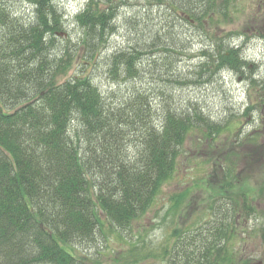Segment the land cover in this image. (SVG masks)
<instances>
[{
    "label": "trees",
    "instance_id": "trees-1",
    "mask_svg": "<svg viewBox=\"0 0 264 264\" xmlns=\"http://www.w3.org/2000/svg\"><path fill=\"white\" fill-rule=\"evenodd\" d=\"M31 1V21L0 3V264H94L73 249L103 232V217L111 225L129 226L173 174L191 130L215 142L229 127L199 109L181 112L169 105L154 122L144 91L110 104L88 73L62 78L72 61L57 40L63 13L53 0ZM155 1L207 35L215 18L230 20L234 0ZM125 2L87 0L74 13L90 58L115 32L118 7ZM213 37L199 52L205 58L200 70L209 77L223 70L243 74L250 63L240 47ZM157 41L150 32L136 48L114 52L112 75L119 69L123 77L138 75L142 55ZM247 77L260 95L245 111L259 109L264 128V80ZM166 80L186 83L178 75ZM132 134L139 136L135 155L122 144ZM260 146L264 149V142ZM209 159L216 167L223 164L218 155ZM226 159L223 175L233 184L234 162ZM226 184L208 208L209 220L173 232L163 250L166 264H252L229 240L243 226L238 217L248 219L257 209L245 192L226 195ZM257 231L264 241V221Z\"/></svg>",
    "mask_w": 264,
    "mask_h": 264
},
{
    "label": "rangeland",
    "instance_id": "rangeland-1",
    "mask_svg": "<svg viewBox=\"0 0 264 264\" xmlns=\"http://www.w3.org/2000/svg\"><path fill=\"white\" fill-rule=\"evenodd\" d=\"M53 1L64 18L57 40L72 56L71 66L62 78L88 73L110 104L135 90L144 91L148 93L150 118L154 122L160 121L164 110L171 107L181 112L199 109L229 127L217 135L215 142L204 141L199 131L191 130L173 174L147 210L127 227L111 225L103 217V232H98L93 242L75 246L73 252L94 264H166L163 250L173 242V232L210 219L208 208L220 195L219 187L228 181L223 175L228 157L234 162L238 178L233 184H226V195L238 197L245 192L257 209L248 219L238 217L243 226L232 234L230 245L238 255L250 256L252 264H264V241L257 231L264 221V149L260 146L264 142V128L259 119L263 114L259 109L245 111L246 105L260 95L259 88H251L247 75L264 80V0H234L228 13L230 20L217 22L215 18L207 24L208 36L155 0H126L118 7L115 32L105 36L91 58L80 42L83 31L73 22L74 13L87 0ZM0 3L24 20L34 18L31 0ZM150 32L161 41H157L159 44L151 53L142 55L137 66L140 73L123 77L119 69L114 77L110 72L113 53L136 48ZM209 36L240 47V55L250 63L243 74L223 70L209 77L200 70L199 64L205 58L201 59L199 52L213 43ZM163 45L170 52L164 51ZM176 75L186 83L166 80ZM138 137L132 134L123 140V147L131 155L137 152ZM214 155L223 158L221 167L210 161Z\"/></svg>",
    "mask_w": 264,
    "mask_h": 264
}]
</instances>
